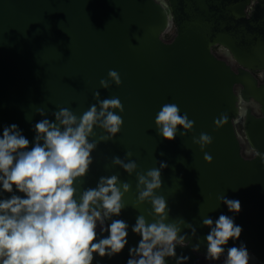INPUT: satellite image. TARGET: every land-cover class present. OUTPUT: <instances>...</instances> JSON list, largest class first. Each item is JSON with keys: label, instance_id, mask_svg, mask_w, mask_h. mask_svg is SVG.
<instances>
[{"label": "water", "instance_id": "obj_1", "mask_svg": "<svg viewBox=\"0 0 264 264\" xmlns=\"http://www.w3.org/2000/svg\"><path fill=\"white\" fill-rule=\"evenodd\" d=\"M110 69L122 83L101 88ZM256 71H264V0H0V125L17 124L31 144L32 126L45 118L37 109L50 120L59 108L80 116L96 103L97 91L101 100L116 97L124 106L113 110L123 119L120 131L98 143L87 176L77 183L82 192L98 177L115 174L130 184L121 215L112 217L129 225L128 245L112 258L94 254L93 264H126L129 247L140 239L131 231L137 217L159 219L153 197L138 200L137 173L161 162L167 167L154 196L170 209L166 223L185 221L178 235L188 243L176 252L190 258L186 264H199L205 255L209 229L202 220L221 214L242 227L239 239L225 247L243 242L264 264V78L259 82ZM166 103L194 121L184 136L177 126L174 140L162 138L154 124ZM222 114L228 122L216 128L213 121ZM94 132L90 140L105 134L99 127ZM201 133L212 137L203 149L193 142ZM114 156L135 161L136 170L113 165ZM222 196L239 200V213L230 212Z\"/></svg>", "mask_w": 264, "mask_h": 264}, {"label": "clouds", "instance_id": "obj_2", "mask_svg": "<svg viewBox=\"0 0 264 264\" xmlns=\"http://www.w3.org/2000/svg\"><path fill=\"white\" fill-rule=\"evenodd\" d=\"M111 83L119 86L122 81L119 73L110 69L107 79H101L99 84L107 89ZM93 99L96 103L80 116L69 108H59L50 120L43 109H37L45 118L32 126L31 144L17 124L0 125V264H93L94 254L112 258L128 245L129 225L112 217L121 215L125 207L122 197L130 184L121 183L113 174L98 177L94 187L82 192L77 188L93 164L92 152L98 143L112 140L123 125L122 117L113 111H124L119 98L101 100L97 91ZM227 122L224 114L213 121L216 128ZM154 124L162 138L174 140L177 126L183 129L179 135L184 136L193 129L194 121L188 119L187 113L181 115L175 103H166L157 112ZM96 127L105 134L90 140L96 137ZM193 142L203 149L212 143V137L201 133L198 139L193 137ZM131 155L125 153L126 157ZM204 159L211 162L207 153ZM112 164L129 174L137 168L135 161L125 162L115 156ZM166 167L161 162L159 168L137 173L138 200L153 197L151 203L159 219L148 223L144 216L137 217L131 231L140 239L129 247L126 264H166V257L174 259L175 264H186L190 259L176 252L178 245L185 247L188 243L186 235H178L179 225L185 221L166 223L170 209L162 196H154V190L162 186L161 170ZM141 185L143 190H139ZM219 200L230 212L241 210L239 200L225 196ZM187 226L194 234L195 227ZM202 226L209 229L204 237L206 261H221L222 255V264L256 261L243 242L225 247L230 239L238 240L242 232L233 217H207ZM199 250V243L193 245L192 251Z\"/></svg>", "mask_w": 264, "mask_h": 264}, {"label": "flooded vegetation", "instance_id": "obj_3", "mask_svg": "<svg viewBox=\"0 0 264 264\" xmlns=\"http://www.w3.org/2000/svg\"><path fill=\"white\" fill-rule=\"evenodd\" d=\"M174 33V32H173ZM169 35H166V37H169ZM214 51L219 55V56H222L224 57L225 59H228V52L218 46H215L214 47ZM233 65V63H232ZM233 68L236 69V65H233ZM255 74L256 77H258V80L259 82H261L264 78V71H256V72H253ZM250 107H251V110L254 114H259L256 112L257 110V104L255 103H250L249 104ZM226 254V253H225ZM224 259V255L221 256V261H217V262H213V261H206L204 256H201L200 259H199V264H222V261ZM250 264V262H249ZM252 264H261L260 262L258 261H254Z\"/></svg>", "mask_w": 264, "mask_h": 264}, {"label": "rangeland", "instance_id": "obj_4", "mask_svg": "<svg viewBox=\"0 0 264 264\" xmlns=\"http://www.w3.org/2000/svg\"><path fill=\"white\" fill-rule=\"evenodd\" d=\"M173 32H174V26L172 25L171 28L169 29V31L165 34V36L172 34Z\"/></svg>", "mask_w": 264, "mask_h": 264}]
</instances>
